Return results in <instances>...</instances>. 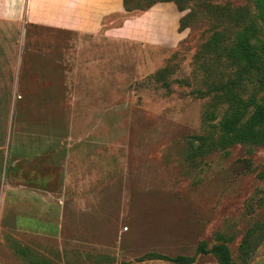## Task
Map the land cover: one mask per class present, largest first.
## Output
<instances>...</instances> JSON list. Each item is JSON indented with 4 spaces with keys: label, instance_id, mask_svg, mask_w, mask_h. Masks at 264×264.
Masks as SVG:
<instances>
[{
    "label": "rangeland",
    "instance_id": "1",
    "mask_svg": "<svg viewBox=\"0 0 264 264\" xmlns=\"http://www.w3.org/2000/svg\"><path fill=\"white\" fill-rule=\"evenodd\" d=\"M167 3L179 9L172 44L155 33L151 43L111 45L23 24L0 36V165L18 156L19 168L33 145L51 142L66 209L60 244L40 258L20 254L41 264H220L198 250L225 245L243 262L264 224V145L221 125L261 87H233L238 73L222 48L244 25L261 37L257 2L125 0L135 17L154 5L169 13ZM252 239L248 264H264V238ZM8 255L1 260L20 263Z\"/></svg>",
    "mask_w": 264,
    "mask_h": 264
},
{
    "label": "crops",
    "instance_id": "2",
    "mask_svg": "<svg viewBox=\"0 0 264 264\" xmlns=\"http://www.w3.org/2000/svg\"><path fill=\"white\" fill-rule=\"evenodd\" d=\"M167 5L169 13L154 5L135 17L124 0H0V36L4 41L9 25L23 24L66 29L111 45L151 43L155 33L161 43L172 44L180 32L179 9L174 3ZM36 146L25 156L23 165L27 160L32 164L28 170L16 167L18 156L5 169L0 165V252L4 249L19 264H41L20 253L40 258L46 246H57L64 234L65 199L52 171L57 163L54 145L45 143L43 152ZM7 236L21 244L18 250L8 245ZM0 261L10 264L1 257Z\"/></svg>",
    "mask_w": 264,
    "mask_h": 264
},
{
    "label": "trees",
    "instance_id": "3",
    "mask_svg": "<svg viewBox=\"0 0 264 264\" xmlns=\"http://www.w3.org/2000/svg\"><path fill=\"white\" fill-rule=\"evenodd\" d=\"M256 2L259 10V20L261 21V37L255 25H244L236 34L234 46L228 47L224 45L222 51L238 73V77L232 83V86L241 88L247 83L260 84L261 97L259 99L252 97L241 108L234 109L233 107L231 115L222 123L221 128L228 136L237 140L251 141L264 145V0H256ZM221 45L222 43H216V49L218 50ZM221 89L224 90V87ZM248 113V118L243 120ZM255 235L259 241L264 238V224L258 227L254 235H250L251 239L247 240L243 251L244 260L242 263L233 261L230 251L225 245L216 246L212 250H207L202 245L198 252L201 254H213L217 257L220 264H248L254 253L250 242L253 241L252 237ZM175 261L180 264L192 262L184 257L177 258Z\"/></svg>",
    "mask_w": 264,
    "mask_h": 264
}]
</instances>
